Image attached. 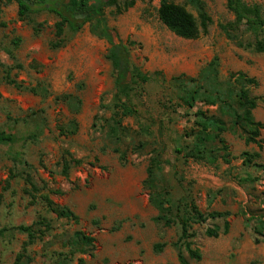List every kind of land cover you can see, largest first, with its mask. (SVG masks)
<instances>
[{
  "label": "rangeland",
  "instance_id": "obj_1",
  "mask_svg": "<svg viewBox=\"0 0 264 264\" xmlns=\"http://www.w3.org/2000/svg\"><path fill=\"white\" fill-rule=\"evenodd\" d=\"M170 1L199 20L188 0ZM202 1L212 23L194 40L177 37L160 22L161 0H137L121 14L106 9L107 26L131 42L132 65L151 77L132 96L138 115L124 118L120 129L112 124L116 74L107 59L108 41L88 24L75 35L66 31L65 45L53 49L56 15L42 12L22 19L15 0H0V133L17 138L13 145H0V264H15L24 248L30 264H180L174 244L181 229L156 221L158 210L144 187L154 151H163L169 162L162 179L175 201L193 200L204 213L229 214L227 235L205 234L209 227L223 229L221 219L193 227L194 247L203 259L191 264H264V243H254L242 215L259 217L264 208V171L254 166L264 164V150L246 164L243 154L260 150L229 131L224 137L234 156L230 164L209 165L177 153L191 145L187 136L194 114L217 112L202 99L193 109L183 103L192 93L183 89L186 80L198 78L216 58L223 89L239 72L258 80L249 93L260 98L254 117L264 123V53L251 48L264 39V29L256 32L246 20L238 22L227 0ZM244 3L264 18V0ZM6 72L20 89L6 82ZM66 152L82 161L71 166L68 177L62 173ZM17 153L29 167L15 162ZM240 176L259 182L241 185ZM45 197L74 211L79 221L58 218ZM41 218L52 229L28 245L18 228ZM79 231L95 239L93 247L79 249L74 239ZM158 244L165 245L161 252L155 251Z\"/></svg>",
  "mask_w": 264,
  "mask_h": 264
},
{
  "label": "trees",
  "instance_id": "obj_2",
  "mask_svg": "<svg viewBox=\"0 0 264 264\" xmlns=\"http://www.w3.org/2000/svg\"><path fill=\"white\" fill-rule=\"evenodd\" d=\"M19 7V16L24 19L33 14L49 12L58 17L55 24L56 42L52 43L53 49L62 48L65 45L64 34L66 31L77 34L86 25L91 26V32L103 38L110 44L107 59L115 71V93L114 108L115 115L112 120L114 127L123 128L122 122L126 117L138 115L136 107L132 103V96L143 85L147 84L151 77L144 73L140 68L132 65L131 62V42H124L120 36L114 33L107 26L105 11L108 8H116L119 14L134 7L137 0H15ZM199 13V20L190 13L184 6L175 4L170 0H161L158 8V19L160 22L177 37L185 40L197 39L202 32L206 33L212 23V19L206 11V4L202 0H188ZM228 7L234 11L237 21H247V25L258 32L264 29V18L260 17L257 9H250L244 0H227ZM1 13V8H0ZM256 52L264 53V39L257 40L251 46ZM0 67L1 64H0ZM219 60L216 58L198 78L187 79L183 89L191 92L189 96L183 98V103L189 109L195 107V103L202 99L210 106H217V112L208 114L198 110L194 114V128L188 138L191 145L186 149H178V154H184V158L196 162L216 165L219 161L230 164L234 156L230 151V146L224 137L226 132L241 133L245 144L255 145L260 152L255 154L244 153V162L253 164L255 159L261 158L264 150V139L262 131L264 123L255 120L254 112L258 108L260 98L252 97L249 87H258L259 82L256 78H251L243 72L236 74L234 82L229 81L227 89L222 88L218 76ZM5 80L8 84L20 89L21 86L10 77L6 72ZM204 82V83H203ZM1 98V95H0ZM229 119V123L227 120ZM35 137V136H34ZM17 142L14 135L0 133V145H13ZM163 151H154L147 169V178L144 187L150 194V201L158 210L156 221L165 227H180L181 234L174 247L178 251V261L180 264H191V261L201 262L202 252L194 247L193 239L195 234L193 227L196 225H206L209 221L221 219L224 227H209L205 234L209 238H218L230 232L231 224L228 221V213L210 212L204 213L192 200L190 202L175 201L171 192L164 185L162 179L165 166L169 164L163 159ZM15 162L24 168L29 167L23 155L17 153ZM81 160H76L66 152L63 157L62 173L68 177L71 166H80ZM262 168L264 164H255ZM241 185H255L259 178L251 176L238 177ZM26 183L36 191V184L30 176L25 179ZM9 185V181H6ZM33 196V194H32ZM34 197V196H33ZM45 202L51 212L55 213L60 219H67L74 222L79 221V217L67 207H61L45 197ZM259 217H249L242 211L245 218V227L251 229L254 243L259 245L264 243V208L260 210ZM256 222L255 225L252 222ZM39 226V229L35 227ZM36 225L20 226L18 230L26 234L29 238L28 245L37 239H42L47 232L52 229L51 224L45 218H41ZM75 243L79 247L91 248L94 246L95 239L79 231L74 235ZM165 245H156L155 251L161 252ZM78 249V248H77ZM79 251V250H78ZM187 255H185V253ZM32 258L28 249L24 248L18 255L15 264H30Z\"/></svg>",
  "mask_w": 264,
  "mask_h": 264
}]
</instances>
